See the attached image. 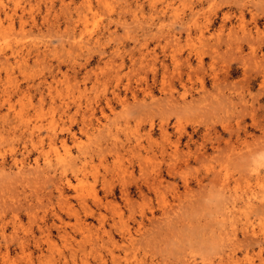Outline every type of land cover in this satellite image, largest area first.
Here are the masks:
<instances>
[{
    "label": "rangeland",
    "instance_id": "rangeland-1",
    "mask_svg": "<svg viewBox=\"0 0 264 264\" xmlns=\"http://www.w3.org/2000/svg\"><path fill=\"white\" fill-rule=\"evenodd\" d=\"M1 1L0 264H264V0Z\"/></svg>",
    "mask_w": 264,
    "mask_h": 264
},
{
    "label": "bare ground",
    "instance_id": "bare-ground-1",
    "mask_svg": "<svg viewBox=\"0 0 264 264\" xmlns=\"http://www.w3.org/2000/svg\"><path fill=\"white\" fill-rule=\"evenodd\" d=\"M0 5H2V1H1V4H0ZM15 161H16V160H15ZM15 161H14V162H15ZM16 165H17V167H18L19 170H22L23 167H24V162H23L22 160H19V161L16 162ZM61 179H62V178H61ZM58 181H59V180H58ZM66 182H68V181H66ZM69 182H70V181H69ZM69 182H68V183H69ZM57 186H58V185H57ZM60 188H62V187L59 186V187H58V190H59ZM59 191H60V190H59ZM60 192H61V191H60ZM59 194H61V193H59ZM253 194H254V193H253ZM262 196L264 197V193L262 194ZM252 197H253V196H252ZM254 197H255V196H254ZM247 203L250 204V203H252V202H251L250 199H248V202H247ZM253 232H254V231H253ZM263 233H264V232H263ZM263 235H264V234H263ZM263 237H264V236H263Z\"/></svg>",
    "mask_w": 264,
    "mask_h": 264
}]
</instances>
